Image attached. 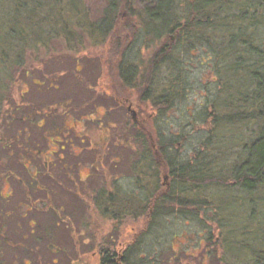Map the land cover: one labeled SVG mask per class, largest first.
Segmentation results:
<instances>
[{"label": "rangeland", "instance_id": "rangeland-1", "mask_svg": "<svg viewBox=\"0 0 264 264\" xmlns=\"http://www.w3.org/2000/svg\"><path fill=\"white\" fill-rule=\"evenodd\" d=\"M110 1L27 0L36 11L28 20L20 14L15 27L24 42L14 38L7 45L8 53L18 47L22 59L7 73L2 84L8 89L0 93V264H100L103 251L126 249L135 257L128 264H236L222 247L223 238L229 239L224 234L235 232L239 221L253 216L256 221L260 211L245 209L243 195H220L219 186L206 184L198 199H215L198 211L186 208L182 214L175 206L172 214L154 218L143 209L153 193L182 190L165 179L166 157L194 164L197 155L219 154L203 143L220 133L207 114L214 113L211 105L221 90V65L213 53L220 43L210 37L212 48L205 41L177 42L169 23L172 16L183 19L179 0L172 16L158 14L168 25L161 30L157 20L147 18L154 10L151 1L131 0L126 8L115 0L109 16L115 23L103 37L106 25L100 24ZM5 5L13 10L11 1ZM7 21L13 25L10 13ZM256 32L264 52V27ZM168 45L176 48L173 59L184 90L159 114L152 101L143 100L144 86L120 82L119 67L124 59L137 67L136 81L145 69L150 75L153 70L159 93L169 66L147 67ZM122 99L134 103L132 115ZM227 147L234 150L228 160L241 154V141ZM228 152L224 149L225 158ZM226 167L220 162L212 171L217 175ZM219 197L231 215H220ZM118 201L124 209L112 208ZM134 201L139 209L133 210ZM226 217L233 219L229 225Z\"/></svg>", "mask_w": 264, "mask_h": 264}, {"label": "trees", "instance_id": "trees-1", "mask_svg": "<svg viewBox=\"0 0 264 264\" xmlns=\"http://www.w3.org/2000/svg\"><path fill=\"white\" fill-rule=\"evenodd\" d=\"M10 1L14 5L13 10L11 8L12 11L9 12L6 5L4 7L3 4L9 5ZM26 1L0 0V93L8 89L2 84V81L7 77V73L14 69L17 62H19L18 58L22 59V53L18 51V47L13 46V53L7 52V45L11 39L15 38L18 41L17 43L24 42L20 35H15V27H17L20 20V14H24L28 20L31 12L36 11L29 10ZM114 1H110L106 12L108 17L115 6ZM121 1L124 2L126 8H130L131 0ZM149 1L153 4L154 10L147 15V18L151 22L157 20L156 23H158L157 26L160 27V30L167 28L168 25L164 27V22L157 16L158 14L160 16H172L170 9H172L175 0ZM179 1L183 3V19L179 21L180 17H175V19L172 16L169 23V32H175L178 36L177 42L182 41L184 43L193 40L201 45V42L205 41L211 47L212 43L208 41L210 37L212 41L215 40L220 43V51L217 52L213 48V53L218 60V64L221 65L218 70L219 88L221 90L217 95L218 98L211 105L214 113L207 112L208 115L213 117V124L217 130L219 129L220 133L211 136L212 139L211 137L207 138L206 142L203 143L205 148L217 150L219 154H214L215 152L212 150L213 154L209 152V154L202 157L197 155L194 164L179 163L172 158L164 157L170 169L169 178L174 183L178 182L182 186V190L177 193L172 188V191L167 193L166 191L162 194L160 192L153 193L143 209L148 213L152 211L151 215L154 218L172 214L175 206L181 208L179 212H182V214H184L183 211H186V208L198 211L210 205L209 199H213V197L207 195H203L202 199H198V195L204 192L206 184L219 186L223 192L220 195L241 194L243 195L241 200L245 201V209L254 210L257 206L260 211L257 213L256 221L253 219L255 216L251 217L252 219L246 222V225L239 221V226L234 227L236 228L235 232L231 231L229 234H224L229 236V239L223 238V241H221L222 247L226 249L227 255L231 256L232 258H229L235 261L236 264H264V52L256 45L258 38L255 37L259 25L264 27V0ZM56 2H60V0H54V3ZM9 13L14 17L13 25H10L7 21ZM106 16L100 24L106 25L100 32L103 37L115 23L113 17H109L106 23ZM67 28L68 25L65 24V29L67 30ZM67 31L71 33L69 30ZM91 32L89 31L90 34L93 33ZM66 39L70 42V37ZM71 39L73 38L71 37ZM175 51L176 48L169 47V45L161 47L155 52L151 65L147 67V69L152 67L157 69L158 65L156 64L159 62L161 65L169 66L165 75V83L160 87L161 91L159 93L153 84L150 85V81L155 82L152 75L153 70L150 71V75L145 69V75L140 77L141 83L147 85H143L145 88L141 92L143 100L152 101V105L159 114L163 110L169 109L171 103L179 99L184 90L181 70L175 64V59H173ZM14 63L16 64L14 65ZM119 69V78L126 83L125 85L133 88L136 84L131 81L136 80L138 77L137 71L139 70H137V67L130 63L127 64L124 59ZM145 90L147 92H144ZM163 105L166 108L162 107ZM241 129L245 131V137L241 134L235 135V132H241ZM236 141L237 144L238 141H241V154L236 155L234 158L232 156L228 160L234 150H231V147H224L228 142L236 144ZM157 147H161L160 141ZM224 149L229 151L226 158ZM220 162L222 168L223 165H226L228 170L226 169L223 173L221 171V173L215 175L212 168H215ZM191 196L193 198H190ZM221 197H219L217 205L220 215L226 213L229 209V205L226 206L227 204L220 202ZM114 206L116 207H112L113 209H124L119 207L121 206L119 201ZM134 208H140L136 202L133 210ZM237 209L239 212L240 206ZM107 210L108 208H105V212ZM226 214H230V210ZM226 219L228 225L229 222L233 221L231 217H226ZM224 226L226 227V225ZM239 234L242 236L240 240ZM243 237L246 238V240L244 239L246 242L242 241ZM249 237L252 238L251 242L247 241ZM130 250L126 249L121 254L120 264L132 263V252ZM116 255L110 251L102 252L100 264H118L114 259Z\"/></svg>", "mask_w": 264, "mask_h": 264}, {"label": "flooded vegetation", "instance_id": "flooded-vegetation-1", "mask_svg": "<svg viewBox=\"0 0 264 264\" xmlns=\"http://www.w3.org/2000/svg\"><path fill=\"white\" fill-rule=\"evenodd\" d=\"M120 82L122 83V84H125L124 83V81H122V80H120ZM134 84H136V85H134ZM133 85H134V87L135 88H138L139 87V85L140 86H143V85H145V86H147L145 83L144 84H142L141 83V81H136L135 80V83H134ZM151 84H153V85H155V82H151L150 81V85ZM145 86H144V88H145ZM133 87V86H132ZM144 92H147V90H145ZM143 98V97H142ZM146 101H148V100H146ZM121 104H124V106H122L124 109H126V111L128 112V113H131V115H132V111H134L135 109H133L134 107H135V105H134V103L132 102V101H129L128 99H122V100H120L119 101ZM116 103V102H115ZM133 105H134V107H133ZM58 141H57V144L59 145V144H61V140H60V138H58L57 139ZM61 148V147H60ZM168 178V175L165 177V179H167ZM108 195V194H107ZM111 195V194H110ZM152 212V211H151ZM135 246V245H134ZM135 248V247H134ZM106 251H108V250H106ZM106 251H103V253L104 252H106ZM114 253V252H113ZM115 254H117L115 257H114V259H115V262L116 263H118V264H120V262H121V259H122V257H121V254H118V253H115ZM132 257H134V256H132ZM135 258V257H134ZM133 258V259H134Z\"/></svg>", "mask_w": 264, "mask_h": 264}]
</instances>
